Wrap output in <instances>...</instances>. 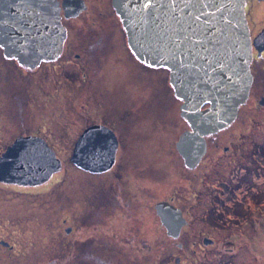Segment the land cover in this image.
Returning a JSON list of instances; mask_svg holds the SVG:
<instances>
[{
    "label": "rangeland",
    "instance_id": "obj_1",
    "mask_svg": "<svg viewBox=\"0 0 264 264\" xmlns=\"http://www.w3.org/2000/svg\"><path fill=\"white\" fill-rule=\"evenodd\" d=\"M109 33L103 37L107 49L101 52L103 46H98L93 56L102 67L92 80L90 100L81 62L90 50L82 44L53 67L35 72L6 70L0 56V72H11L29 106L20 114L0 80V100L2 93L10 98L2 121L7 136L41 134L62 164L61 171L42 185L0 183V238L9 246H0V264L7 260L9 264H34L35 258L39 264H71L66 261L70 238L86 240L91 235L99 240L95 252L88 247L89 264H96L90 252L101 256L97 264H129L122 254L126 249L135 255L131 264H264V105H258L256 98L258 92L264 93L262 84L240 108L238 121L211 143L200 166L188 171L175 151L186 125L168 72L153 70L150 75L134 67L130 75L123 58L127 41L121 26L117 35ZM75 53L82 58L74 59ZM94 58L90 60L92 76L97 70ZM101 122L110 124L119 139V159L114 174L89 176L69 159L85 126ZM6 144L0 140V153ZM130 179L143 186L148 197L131 204V217H124L123 208L139 191L129 186ZM118 183L124 194L121 203L115 193L103 196ZM170 197L187 220L178 241L165 235L154 210L157 202ZM90 220L95 224L90 226ZM84 223L86 232L78 233L77 226ZM112 225L121 233L117 242L105 238L106 227ZM68 226L73 228L69 239L63 233ZM145 235L142 242L140 237ZM203 237L208 246L202 244ZM212 240L214 248L210 247ZM148 248L150 255L145 252ZM78 260L83 264L85 259Z\"/></svg>",
    "mask_w": 264,
    "mask_h": 264
},
{
    "label": "water",
    "instance_id": "obj_2",
    "mask_svg": "<svg viewBox=\"0 0 264 264\" xmlns=\"http://www.w3.org/2000/svg\"><path fill=\"white\" fill-rule=\"evenodd\" d=\"M245 1L112 0L134 56L169 71L174 96L182 101L180 116L190 128L176 143L187 168H195L204 157L205 138L228 128L249 99L251 48ZM46 24L60 29L57 2L0 0V46L6 57L28 69L62 54L64 34L62 39L57 36L54 50L38 46V32ZM110 135L106 127L88 128L78 137L70 162L92 173L110 168L117 148L110 144ZM61 169V161L42 139L25 138L0 158V181L38 185ZM155 210L168 235L175 237L171 232L176 224L179 229L185 223L180 211L166 202L157 203Z\"/></svg>",
    "mask_w": 264,
    "mask_h": 264
},
{
    "label": "flooded vegetation",
    "instance_id": "obj_3",
    "mask_svg": "<svg viewBox=\"0 0 264 264\" xmlns=\"http://www.w3.org/2000/svg\"><path fill=\"white\" fill-rule=\"evenodd\" d=\"M48 1L49 2H52V1L57 2V4H58L59 14H60V29L57 28L55 25L54 26H51V25L48 26L46 24V28L43 31L38 32L37 37L39 38L42 35V38H39L37 40V42H38V46L42 47V49H44V50H49V51L54 50L56 48L57 36H59V38L62 39L63 38L62 35L64 34V41H63V46H62L63 49H62L61 56L58 59H55L52 61H41L37 66H35V68L28 69V68L20 65L15 59L6 57L4 49L0 46V56L2 55V58H3L2 67L5 66L6 70H10L12 72H18V73L23 72L24 70L27 72L28 71L35 72V71L40 70L41 68L53 67L56 62H58L60 59H62L64 57H66V53L70 49H72L75 46H78L79 44H82L90 50L87 58H85L81 61L83 63V66H84L83 78L86 79L85 84H86V91L88 94L87 99L90 100L91 99L90 91L92 90V87H93L92 80L94 79V76L97 75V72H99V70L102 67V63L99 61V59L94 58V57H96L95 54L98 53V51H97L98 46H103V41H104L103 37L106 36L109 33V31H110L109 34L114 33V35L115 34L117 35L118 30H119V25L121 26V29H122L123 33L125 34V32L122 28L121 22H120L117 14L115 12V9L113 7L112 0H48ZM98 2H100L101 4L96 5ZM244 10H245V18H246V24H247L248 35H249V40H250V48H251V60H250L249 68H250V74L252 77V84H251L250 93H249V99H250L251 98V95H250L251 92H254L255 90L258 91V87H257L258 84H262L261 87H264V0H246ZM101 21L104 23L102 25V27L99 26V23ZM62 30H63V33H62ZM107 37H109V36H107ZM125 38L127 41L126 34H125ZM109 39H110V37H109ZM125 45H126V43H125ZM107 47L103 46L101 49V52H104L107 49ZM114 52H115V46H113L111 49V53H114ZM97 56L99 58H101L102 53L98 54ZM73 57H74V59H79L80 57L82 58V55L80 56L79 53H75V54H73ZM93 58L96 60L97 70L94 72V75L92 76L91 68H92L93 64L90 60H93ZM123 58H124L125 66L128 68V72L130 75L133 73L134 67L140 71H145L150 75H151V72L153 70H164V69H159V68H152V67H149V66L144 65L143 63L139 62L134 57V55L132 54V52L128 46V43L126 46V51H123ZM10 71L0 72V80L2 83H5L4 89L6 91L10 92L11 97L13 98V101L15 102L16 106L18 108H20L18 110V112L21 114V113L26 112V108H29L28 99H25L24 96H26V95L21 94V92L16 89L15 84H17V82H15V79L13 78ZM87 74L89 75L88 77L86 76ZM1 88H3V87H1ZM13 89H15V90H13ZM2 94L4 95V99L0 100V104L2 105V107L0 108V126H1V128H0V140H3V141L5 140L7 143L6 147H5V151L7 150V148L13 146L18 140L25 139V138L42 139L45 141L47 146L50 147V145L48 144L46 139L42 138L41 134L35 133L34 131H32L31 133H28V134H22V135L21 134L20 135L10 134L7 136V131L2 127V121L5 120L4 114L8 110V103H7L8 101L7 100L10 98L5 97L4 93H2ZM258 95L259 96L256 97L257 99H259L258 105L262 106V105H264V93L262 94L261 92H258ZM181 104H182V101H180V106H181ZM238 116H239V113H238ZM238 116H237V118H238ZM237 118L233 124H235L238 121ZM184 123L186 125V128L184 130H182V132L179 133L177 141L183 132L190 130V128H189V126L185 120H184ZM109 125L110 124H108V126H107V124L104 125V123H102V122L101 123H95L92 125L85 126V128L81 132V134H82L83 132L87 131L88 128L94 127V126L106 127V128H108V130H110L112 132V136L110 135V137H112L113 141L115 140L113 143V141L109 138V142L112 141V143H110V144H112V146L117 145L116 152H115L114 164H112V166L110 168H108L107 170H104V168H103V171L100 173H97V174L83 171L84 173L88 174L89 176L107 175L111 172H113L112 174L115 173V171H113V170L116 168V164L118 163V159H119L118 154H119L120 143H119V139L116 136L115 132L111 129V127H109ZM223 132H225V131L223 130L221 132H218L214 135H210V136L205 138L206 139V147H207L206 151H208L211 143H215L218 141L220 134ZM8 137L10 140H8ZM177 141L175 142V151L180 156V158L182 160L183 167L188 171H194L196 168H198L200 166L202 160L199 162V164L195 168H193V169L187 168L184 165V162H183L181 155L178 153V151L176 149ZM115 142H116V144H115ZM216 147L218 148L219 145L216 144ZM210 150H211V147H210ZM5 151L0 153V158L5 153ZM97 160H99V159H97ZM135 171L143 174L142 169H136ZM144 175L147 176V174H144ZM0 183L2 185H9V184L3 183V182H0ZM134 184H135V186H134ZM141 185L142 184L140 183V186ZM14 186H16V185L14 184ZM129 186L136 187L137 189H139V191H138L137 195L130 197V200H131L130 204L128 206L126 205L125 208H123L125 210V216L124 217H131L132 214L128 213V210L130 211V209H131L130 207H133L131 204H133V203L136 204V202L139 200L146 201L147 197H148L147 196L148 193H146L144 187L143 186L139 187L136 183L133 182L132 179H130V181H129ZM19 187H23V186H19ZM29 188H34V187H29ZM121 189H123V188L119 187V183H118V187L105 190L103 193V196H109L110 194L115 193L116 194V200H118V202L121 203V197H123V195H124V194L120 193ZM105 192H106V194H105ZM161 202H166L169 205L173 206L175 209H178L181 213L182 219L185 222L184 224L179 225V229H177L178 225L176 224V228H174L173 231L171 232V234L175 235V237L169 236L166 228L163 226L161 219L155 210L156 204L160 203V202H157L154 205L155 215L158 218L159 224L161 225V228L164 230L165 235L173 241H178V239H180V237L183 235V233H185V227L187 224V220L184 216V211L182 208H180L175 203L173 197H170V198L166 199L165 201H161ZM139 207H141V205H139ZM99 215H100V212H98V216ZM67 222H68V219L64 220V223H67ZM84 222H86V221H84ZM88 224L90 226H92L93 224H95V221L90 220V222H88ZM84 225H85V223L81 226H77L78 227V233L79 232L80 233L86 232ZM109 227H112V228L108 229ZM109 227L108 226L106 227V230H105V233H106L105 236L106 237L105 238H110L112 240L114 239V241H116V242L121 240V238H122L120 235L121 233L118 231L119 227L116 225H112ZM72 231H73V228L71 226H68L63 230V233L67 237V236H69V234L72 233ZM61 235H62V233H60V237H61ZM66 237H65V239H66ZM146 237H147L146 235L143 237H140L142 242L146 241ZM67 239H69V237H67ZM97 240H99V238L95 235L89 236L88 239H86V240L85 239H79L78 237H74V238L71 237L69 242L68 241H67L68 243L66 242L67 243L66 245H68L66 248V252L68 254L66 261L71 262V264L73 262H75L76 264H82V262H80L78 259L84 258L85 260H84L83 264H89L86 261L87 259H89V255H87L88 254V247L91 246L89 250L95 252L94 245H95V241H97ZM90 242L92 244L89 245ZM201 242L203 245L208 246L207 244H205L207 242L205 237H203L201 239ZM213 242H214V240H212L210 242L211 243L210 247H212V248H214V246H215V242L214 243ZM174 243L175 244L177 243V247H179L181 250H183V247L180 245V243H178V242H174ZM0 246H3L5 248H9L8 243L5 242L1 238H0ZM85 246H87L86 250H85ZM55 251H57V250H55ZM52 252H54V250H52ZM145 252L150 255L151 254V248L146 249ZM84 253H85L84 257H81L80 255H82ZM122 254H123V258L127 259L129 264H131V259H135L134 253L130 252L128 249H126V251H123ZM90 256L95 257L91 261H96V264H97V261L99 262L102 260L101 256L94 255V253H92V252H90ZM144 256H148V255L144 254ZM38 261L39 260L37 258H35L34 264H39ZM5 264H9L8 260L5 262Z\"/></svg>",
    "mask_w": 264,
    "mask_h": 264
}]
</instances>
